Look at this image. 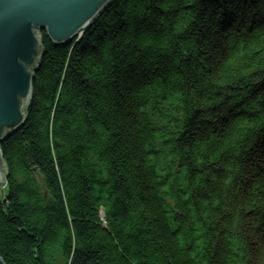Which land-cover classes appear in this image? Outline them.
I'll return each mask as SVG.
<instances>
[{
    "label": "trees",
    "instance_id": "obj_1",
    "mask_svg": "<svg viewBox=\"0 0 264 264\" xmlns=\"http://www.w3.org/2000/svg\"><path fill=\"white\" fill-rule=\"evenodd\" d=\"M40 37L4 263L264 264V0H115Z\"/></svg>",
    "mask_w": 264,
    "mask_h": 264
},
{
    "label": "water",
    "instance_id": "obj_2",
    "mask_svg": "<svg viewBox=\"0 0 264 264\" xmlns=\"http://www.w3.org/2000/svg\"><path fill=\"white\" fill-rule=\"evenodd\" d=\"M114 0H0V145L26 123L35 73L43 56L40 33L58 45L84 35ZM87 27V28H86ZM0 150V190L7 187ZM0 264H5L0 256Z\"/></svg>",
    "mask_w": 264,
    "mask_h": 264
},
{
    "label": "bare ground",
    "instance_id": "obj_3",
    "mask_svg": "<svg viewBox=\"0 0 264 264\" xmlns=\"http://www.w3.org/2000/svg\"><path fill=\"white\" fill-rule=\"evenodd\" d=\"M115 1V0H114ZM113 1V2H114ZM111 6V4L108 6V7H110ZM108 7H106L103 11H102V13L101 14H99L98 16H96L94 19H93V21H92V26L96 23V21L103 15V13L107 10V8ZM92 26H90V28L92 27ZM87 28V27H86ZM89 28V29H90ZM88 29V30H89ZM87 30V31H88ZM86 33V32H85ZM84 33V34H85ZM82 37H83V35H82ZM82 37H81V35L79 34V36H77V37H73L72 39H71V43H68V44H72V43H77V42H79V40L80 39H82ZM66 45V44H65ZM33 94V93H32ZM32 98V97H31ZM31 101V100H30ZM30 104V103H29ZM0 150H1V145H0ZM8 172V171H7ZM101 219L104 221L105 220V216H104V213H102V215H101Z\"/></svg>",
    "mask_w": 264,
    "mask_h": 264
}]
</instances>
